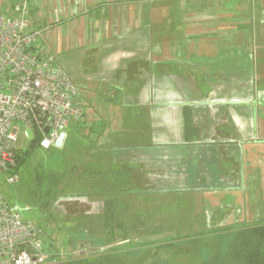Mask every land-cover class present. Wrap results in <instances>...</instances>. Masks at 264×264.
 Instances as JSON below:
<instances>
[{
	"label": "crops",
	"instance_id": "obj_1",
	"mask_svg": "<svg viewBox=\"0 0 264 264\" xmlns=\"http://www.w3.org/2000/svg\"><path fill=\"white\" fill-rule=\"evenodd\" d=\"M28 6L82 86L83 120L67 144L80 189L68 197L103 203L125 188L150 217L173 207L181 219L194 202L186 235L264 222V0Z\"/></svg>",
	"mask_w": 264,
	"mask_h": 264
},
{
	"label": "built area",
	"instance_id": "obj_2",
	"mask_svg": "<svg viewBox=\"0 0 264 264\" xmlns=\"http://www.w3.org/2000/svg\"><path fill=\"white\" fill-rule=\"evenodd\" d=\"M0 5V264H55L74 255L66 235L24 219L4 197L2 184L19 180L16 122L25 134L29 128L48 147L59 148L55 140L84 116L82 86L61 66L43 30L32 25L29 0Z\"/></svg>",
	"mask_w": 264,
	"mask_h": 264
},
{
	"label": "rangeland",
	"instance_id": "obj_3",
	"mask_svg": "<svg viewBox=\"0 0 264 264\" xmlns=\"http://www.w3.org/2000/svg\"><path fill=\"white\" fill-rule=\"evenodd\" d=\"M82 102L85 106V102ZM16 124L19 125L16 148L19 154H23L30 139L21 129L22 125L17 122ZM77 124L72 122L67 126L65 146L59 148L48 147L42 137L37 135L39 146L32 149L26 162L18 170V182L2 184V191L8 203L16 207L24 219L34 223L43 220L41 222H46L47 226L71 235V240L74 241L72 250H75L73 257L87 258L93 264H202L201 258L191 253L186 243L179 241L171 246L168 244L169 240L178 236H191L183 233L196 231V225L190 223L193 221L190 217L196 218L194 214L198 211L197 203L192 202L186 212V218L181 219L179 217L184 214L174 213L173 207L170 208V213L165 211L166 218L155 216L153 213L150 217L145 210H141L142 194L131 198L124 194L125 188H122L118 195H107L103 203H90L92 201H88L87 197L85 199L75 194L67 196L66 190L76 187L69 177L76 171H72L69 165L72 154L69 155L67 144L71 142L70 135L75 133L73 126ZM78 188L79 186L72 193H77ZM178 197L194 199L190 194ZM173 199L175 203L178 200ZM107 200H111L114 206L113 217L124 223L128 232L126 238L117 232L112 238L109 229L102 224ZM172 216L177 219L173 220ZM194 220L203 225L202 218ZM135 245L145 247L141 250L134 249Z\"/></svg>",
	"mask_w": 264,
	"mask_h": 264
},
{
	"label": "trees",
	"instance_id": "obj_4",
	"mask_svg": "<svg viewBox=\"0 0 264 264\" xmlns=\"http://www.w3.org/2000/svg\"><path fill=\"white\" fill-rule=\"evenodd\" d=\"M38 138L39 137L34 133L33 138L29 140L27 149L23 152L24 155L19 154L18 149H16L17 164L15 166L17 171L20 169L21 165L26 162V158L29 156V153L32 152V149L35 146H39V141H37ZM106 207L107 210L104 211L102 224H104L105 228L109 229L112 238V235H116V232L118 235L120 234L123 238H126L128 232L125 229L124 223H122V220L113 217L115 214H113L114 206L111 200H107ZM41 221L43 220L38 222ZM43 223L47 224L46 222ZM90 233L92 232L90 231ZM65 235L69 245L74 248V241L71 240V235ZM82 235L88 234L82 233ZM240 240L241 242H239ZM179 241L186 243L190 252L193 254L195 253V256L201 258L200 261L202 264H264V222L256 225H240L231 230L224 229L214 233L195 234L183 237L178 236L173 240H169L168 244L171 246ZM144 247L145 246L135 245L133 248H139L141 250ZM115 257H117V255ZM114 259L115 258H113V260ZM55 264H93V262L87 258L73 257L72 255L68 259L61 260V262L58 261Z\"/></svg>",
	"mask_w": 264,
	"mask_h": 264
},
{
	"label": "bare ground",
	"instance_id": "obj_5",
	"mask_svg": "<svg viewBox=\"0 0 264 264\" xmlns=\"http://www.w3.org/2000/svg\"><path fill=\"white\" fill-rule=\"evenodd\" d=\"M82 120H83V118L81 119V121H82ZM81 121H80V122H81ZM80 122H79V121H74L73 123H75V124L79 123V124H80ZM71 123H72V122H70L69 125H70ZM69 125H68V126H69ZM26 129H27V128H26ZM28 129H29V128H28ZM30 130H31V129H30ZM31 132H32V138H33L34 133H35L36 135H39V134H37L35 131H32V130H31ZM66 135H67V134H66V129H65V131L63 132V136H62L63 139H62V138L60 139V140H61V144H60L59 147H62V146L64 145V142H65L64 139H66ZM59 138H60V137H59ZM55 141H56V140H55ZM55 144H56V143H55ZM57 146H58V145H57ZM17 182H18V181H17Z\"/></svg>",
	"mask_w": 264,
	"mask_h": 264
},
{
	"label": "water",
	"instance_id": "obj_6",
	"mask_svg": "<svg viewBox=\"0 0 264 264\" xmlns=\"http://www.w3.org/2000/svg\"><path fill=\"white\" fill-rule=\"evenodd\" d=\"M26 134H27V137L29 139L32 138V132H31L30 129H28V128L26 129ZM62 136H63V133L60 134V138L56 139V141H55L56 145L60 146V144H61V140L60 139L62 138Z\"/></svg>",
	"mask_w": 264,
	"mask_h": 264
}]
</instances>
